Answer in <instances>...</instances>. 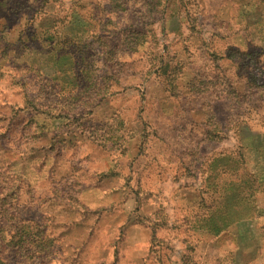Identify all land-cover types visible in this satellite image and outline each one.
<instances>
[{
	"label": "rangeland",
	"instance_id": "1",
	"mask_svg": "<svg viewBox=\"0 0 264 264\" xmlns=\"http://www.w3.org/2000/svg\"><path fill=\"white\" fill-rule=\"evenodd\" d=\"M262 143L264 0H0V264H264Z\"/></svg>",
	"mask_w": 264,
	"mask_h": 264
},
{
	"label": "trees",
	"instance_id": "2",
	"mask_svg": "<svg viewBox=\"0 0 264 264\" xmlns=\"http://www.w3.org/2000/svg\"><path fill=\"white\" fill-rule=\"evenodd\" d=\"M246 142V138L241 139L240 146L236 148L235 151H232L231 157H230V165L226 163V166L232 169L233 166H237L238 164L241 166V163L243 164V154L241 149L244 148V143ZM261 147H264V144L260 145ZM241 162V163H239ZM222 169V167H220ZM243 169V168H242ZM218 172V171H217ZM221 176V175H220ZM253 174H251L250 171L247 169H243L239 173L238 179H233L230 175H223L219 178V190L217 189V208L218 210H215L217 212L216 216L214 217L216 222L220 218V214L223 215V222L227 224H231L230 220L228 218L231 217L232 211H229L232 209L230 206L233 200H236V204L238 205L237 209L234 211V219H238V221H244L246 218H248L251 211L253 212L256 207H254L255 198L252 195V187L250 186V181L252 179ZM4 183V182H3ZM264 190V183L257 182L256 186H260ZM3 188V187H2ZM8 191V190H7ZM4 192V197L6 198L7 194H10ZM219 214V215H218ZM227 215V216H226ZM228 218H226V217ZM33 240L35 238L37 239L35 235H32Z\"/></svg>",
	"mask_w": 264,
	"mask_h": 264
}]
</instances>
